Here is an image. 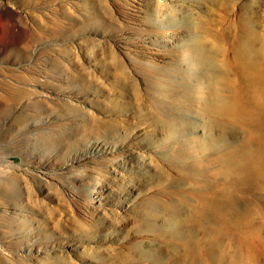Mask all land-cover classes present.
I'll return each instance as SVG.
<instances>
[{
    "label": "rangeland",
    "instance_id": "rangeland-1",
    "mask_svg": "<svg viewBox=\"0 0 264 264\" xmlns=\"http://www.w3.org/2000/svg\"><path fill=\"white\" fill-rule=\"evenodd\" d=\"M263 89L264 0H0V264H264Z\"/></svg>",
    "mask_w": 264,
    "mask_h": 264
},
{
    "label": "bare ground",
    "instance_id": "bare-ground-1",
    "mask_svg": "<svg viewBox=\"0 0 264 264\" xmlns=\"http://www.w3.org/2000/svg\"><path fill=\"white\" fill-rule=\"evenodd\" d=\"M259 103H257L256 106L253 108H246V110H250L251 116H248V120H252L253 123L255 124L256 122H261V124L264 125V89L259 93ZM238 108L244 110L243 104L239 105ZM234 108H230V110H233ZM262 135H259V138L262 137ZM263 141H264V136H263ZM213 206V205H212Z\"/></svg>",
    "mask_w": 264,
    "mask_h": 264
}]
</instances>
